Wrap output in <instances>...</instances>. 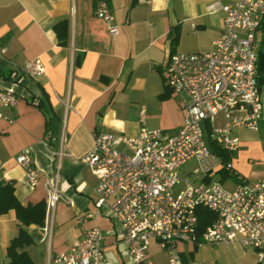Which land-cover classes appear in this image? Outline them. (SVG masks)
<instances>
[{"label":"crops","instance_id":"crops-1","mask_svg":"<svg viewBox=\"0 0 264 264\" xmlns=\"http://www.w3.org/2000/svg\"><path fill=\"white\" fill-rule=\"evenodd\" d=\"M211 1L0 0V89L12 86L18 98L13 107H0V181L13 183L23 205L45 201L43 180L55 176L57 159L42 138L51 132L56 147L63 137L58 177L63 198L45 215L42 226H24L33 242L23 251L32 264H47L80 238L83 229L94 226L102 232L105 264H135L125 254L116 221L103 214L87 217L94 212L97 180L80 159L91 148L96 130L137 135L141 110L148 128L163 136L176 131L182 123L178 102L187 96L167 88L162 73L176 50L212 49L223 13L209 11ZM100 2L108 6L116 34L96 17ZM57 29L64 36L59 37ZM30 59L44 66L35 80L23 70ZM232 133L240 141L232 152L233 168L249 180L264 181L260 131L234 127ZM24 148L40 175L35 188L25 183L24 168L15 160ZM219 179L232 187L223 172ZM18 228L14 210L0 214V264H7L6 248ZM176 249L183 264H264V256L259 259L253 249L238 244L178 242ZM147 255L152 264H168L167 252L154 241Z\"/></svg>","mask_w":264,"mask_h":264},{"label":"built area","instance_id":"built-area-1","mask_svg":"<svg viewBox=\"0 0 264 264\" xmlns=\"http://www.w3.org/2000/svg\"><path fill=\"white\" fill-rule=\"evenodd\" d=\"M209 11L223 13L220 35L208 52H173L164 67L165 86L173 93H185L180 99L182 123L176 131L163 136L144 123L140 111L137 135L96 130L89 151L80 159L97 183L94 212L108 215L122 230V242L128 260L152 264L149 245L154 241L168 254V264H183L176 243L238 244L251 248L259 259L264 256V181L249 180L235 171L232 152L239 148L234 127L259 131L264 119V87L257 82V42L262 36L264 0H212ZM97 18L107 22L110 34L118 27L105 2L95 8ZM23 70L30 78L43 74L39 59L25 62ZM14 88L0 89V107L17 102ZM264 140V139H263ZM55 141L47 132L41 142L57 159L54 178L43 180L45 215L48 217L62 198L58 188L59 158L63 137ZM210 142L229 154L228 160L216 153ZM24 168L25 183L38 184L40 175L24 148L16 157ZM192 161L186 171L180 168ZM227 172L232 187L219 179ZM214 214L198 233V209ZM83 218L79 217L78 222ZM43 227L44 236L49 232ZM98 226L83 229L82 235L47 264H105Z\"/></svg>","mask_w":264,"mask_h":264},{"label":"trees","instance_id":"trees-1","mask_svg":"<svg viewBox=\"0 0 264 264\" xmlns=\"http://www.w3.org/2000/svg\"><path fill=\"white\" fill-rule=\"evenodd\" d=\"M262 30L264 33V21L262 24ZM57 35L59 37L64 36L61 30L57 29ZM263 71H264V49L257 52V82L259 86H263ZM40 107V102L37 103ZM213 150L222 155L225 160H228L229 154L222 150L219 146L213 144ZM227 172H223V175H227ZM14 210L16 219L19 224V228L16 236H14L6 248V256H8L7 264H32L31 259L27 256L26 251H23V247L31 244L32 238L24 230V226L29 224H35L42 226L45 217V201L41 200L34 204L23 205L14 194V185L12 182L0 181V214L9 210ZM214 219V214L205 208L198 209V233H201L206 225Z\"/></svg>","mask_w":264,"mask_h":264},{"label":"rangeland","instance_id":"rangeland-1","mask_svg":"<svg viewBox=\"0 0 264 264\" xmlns=\"http://www.w3.org/2000/svg\"><path fill=\"white\" fill-rule=\"evenodd\" d=\"M257 50L264 49V33H262V36L258 38L257 42ZM259 131L261 134V140L264 141V119L259 120ZM193 164L192 161L186 162L184 165L181 166L180 172L186 171V169Z\"/></svg>","mask_w":264,"mask_h":264},{"label":"water","instance_id":"water-1","mask_svg":"<svg viewBox=\"0 0 264 264\" xmlns=\"http://www.w3.org/2000/svg\"><path fill=\"white\" fill-rule=\"evenodd\" d=\"M263 79H264V71H263ZM263 87H264V82H263Z\"/></svg>","mask_w":264,"mask_h":264}]
</instances>
